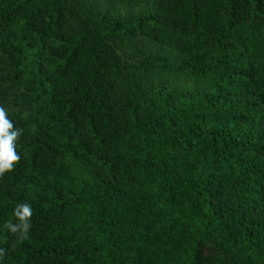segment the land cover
<instances>
[{
  "label": "trees",
  "instance_id": "1",
  "mask_svg": "<svg viewBox=\"0 0 264 264\" xmlns=\"http://www.w3.org/2000/svg\"><path fill=\"white\" fill-rule=\"evenodd\" d=\"M0 106V264H264V0H0Z\"/></svg>",
  "mask_w": 264,
  "mask_h": 264
},
{
  "label": "clouds",
  "instance_id": "2",
  "mask_svg": "<svg viewBox=\"0 0 264 264\" xmlns=\"http://www.w3.org/2000/svg\"><path fill=\"white\" fill-rule=\"evenodd\" d=\"M23 129L16 128L8 119L7 111L0 106V178L14 170L20 160L16 151V142L22 135ZM32 207L29 203H19L13 210L15 223L12 220L5 222L3 227L17 236V243H22L29 238L31 230ZM6 255V249L0 247V259Z\"/></svg>",
  "mask_w": 264,
  "mask_h": 264
},
{
  "label": "rangeland",
  "instance_id": "3",
  "mask_svg": "<svg viewBox=\"0 0 264 264\" xmlns=\"http://www.w3.org/2000/svg\"><path fill=\"white\" fill-rule=\"evenodd\" d=\"M119 50L121 53L123 54H127L128 52L131 51L132 48H134V44L133 43H129V42H120L119 43Z\"/></svg>",
  "mask_w": 264,
  "mask_h": 264
}]
</instances>
